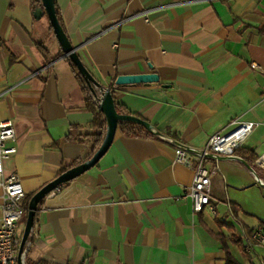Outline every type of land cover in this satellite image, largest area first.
<instances>
[{"label": "crops", "instance_id": "1", "mask_svg": "<svg viewBox=\"0 0 264 264\" xmlns=\"http://www.w3.org/2000/svg\"><path fill=\"white\" fill-rule=\"evenodd\" d=\"M55 2L99 84L158 75L114 86L118 103L195 148L235 120L252 121L240 147L257 157L208 159L210 205L194 213L183 197L193 172L174 162L173 143L116 129L93 167L41 200L23 264H227L226 251L238 264H264V169L255 164L264 152V0ZM40 6L0 0V119L13 123L7 144L16 146L4 172L19 176L25 195L85 160L99 133L45 13L34 16Z\"/></svg>", "mask_w": 264, "mask_h": 264}, {"label": "built area", "instance_id": "2", "mask_svg": "<svg viewBox=\"0 0 264 264\" xmlns=\"http://www.w3.org/2000/svg\"><path fill=\"white\" fill-rule=\"evenodd\" d=\"M255 66L254 63H252ZM252 121H233L231 127L220 133H213L208 137L203 147L195 148L166 137L174 145V162L179 163L193 172L190 185L185 187L183 197L189 199L191 210L201 213L210 205L209 185L214 167L206 165L208 159L219 156L230 157L234 150L248 137L254 128ZM15 141L13 123L0 119V264H17L18 238L17 224L26 211L22 205L24 191L19 176L13 172H4V161L16 152V146L7 144ZM255 164L264 169V152L255 160ZM260 184L262 182L258 180ZM60 188L57 187L46 196H52ZM212 210V209H211ZM213 211V210H212ZM259 242L262 233L256 231L253 235ZM251 238H247L244 251H250Z\"/></svg>", "mask_w": 264, "mask_h": 264}, {"label": "water", "instance_id": "3", "mask_svg": "<svg viewBox=\"0 0 264 264\" xmlns=\"http://www.w3.org/2000/svg\"><path fill=\"white\" fill-rule=\"evenodd\" d=\"M39 1L41 6L35 9L34 16L37 17L36 13H38L39 15L42 14L43 12L45 13L48 22L52 28L54 37L62 50V56L68 58L71 61V63L76 67L80 75L87 83L89 90L92 93H94V86H96L98 82L93 78V76L84 66L80 57L76 53V47H73L71 45L66 33L63 31L62 27L60 26L55 15L52 0H39ZM157 81H158V75L153 72L137 73V74H119L114 79V85L124 86V85H133L139 83L146 84ZM98 108L104 114L106 121L105 134L98 149L89 158L60 173L50 182L43 185L30 197L27 205V210L25 213L23 230L18 244L17 264H23L22 255H23L24 245L26 244L31 228L33 226L34 214L39 201L43 199L52 190L59 187V185H62L63 183H66L76 178L83 172L87 171L89 168L93 167L98 162V160L105 154L110 144L112 143L118 120L133 121L135 123L142 125L147 131L152 132L154 135L159 134L158 131L153 130L152 125L148 121L133 116L118 115L115 111L112 102V97L108 89L102 90V93L98 101ZM248 167L251 169L250 166Z\"/></svg>", "mask_w": 264, "mask_h": 264}, {"label": "trees", "instance_id": "4", "mask_svg": "<svg viewBox=\"0 0 264 264\" xmlns=\"http://www.w3.org/2000/svg\"><path fill=\"white\" fill-rule=\"evenodd\" d=\"M52 2H53L56 18H57L60 26L62 27L63 31L66 33L64 26H63V23H62V20H61L59 9L56 6V2H55V0H52ZM38 49L40 50V52L43 55L47 54V51L45 50V48L41 44H38ZM66 61L68 62L69 66H70V68L74 74V77L76 78V81L78 82V85L80 87V90H81V93H82V96L84 99L85 107L92 113V120L90 122V125L93 128H97L99 130L98 134L93 135V137H95V141H94L95 144H94L93 150L91 151L90 155L87 157V158H89L98 149V147L100 146V144L103 140L104 134H105V128H106L105 117H104V114L102 113V111L98 108V101H99V97L102 93V90L108 89V91L110 92L115 111L118 115L133 116V117H137V118L142 119V120H145V119H143L142 117H140L139 115H137L135 113L130 112L124 105L117 102V100L114 96V90H113V87L115 86L114 85L115 77H114V79H112V81L110 82V85L107 87H104L103 85L98 83L96 86H94V93H92L89 90L87 83L85 82L83 77L80 75V73L76 69V67L71 63V61L68 58H66ZM145 121H147V120H145ZM116 129L120 130V132H122L126 135H129V136H141V135L149 136V137L155 136L152 132L147 131L142 125L135 123L133 121H129V120H118ZM153 130L156 131V129L154 127H153ZM157 136L159 138H163V139H165L167 137L166 135H163L162 133H159ZM234 154L246 159L252 165L254 164L253 160L257 157L253 153V151L246 149V148H242L240 146L234 150ZM68 168H70V167H68ZM67 169L63 168L60 173L64 172ZM60 187H61V185H59V188ZM31 196H32V194L24 195V198L22 200V205H23L25 211L27 210L28 201H29ZM41 200L39 201V203L37 205L36 211L39 208ZM36 211L34 214V220H35ZM24 221H25V215L21 217L20 221L17 224L16 237L18 238V241L20 240V237H21ZM33 224H34V222H33ZM31 230H32V228H31ZM30 233H31V231H30ZM215 237L222 241V247L226 251V247L223 244V238L219 235H216ZM18 244H19V242H18ZM24 247H25V245H24ZM16 249L18 250V246L16 247ZM226 263L227 264H238L236 261H234L230 257V255L227 251H226ZM25 264H47V263L42 262V261L30 262V261L25 259Z\"/></svg>", "mask_w": 264, "mask_h": 264}, {"label": "rangeland", "instance_id": "5", "mask_svg": "<svg viewBox=\"0 0 264 264\" xmlns=\"http://www.w3.org/2000/svg\"><path fill=\"white\" fill-rule=\"evenodd\" d=\"M22 230H23V228H22Z\"/></svg>", "mask_w": 264, "mask_h": 264}]
</instances>
